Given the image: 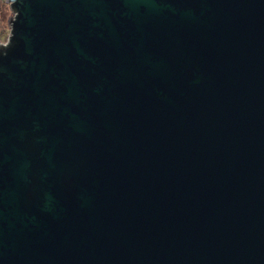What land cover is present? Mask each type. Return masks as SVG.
Returning a JSON list of instances; mask_svg holds the SVG:
<instances>
[{
  "label": "water",
  "instance_id": "1",
  "mask_svg": "<svg viewBox=\"0 0 264 264\" xmlns=\"http://www.w3.org/2000/svg\"><path fill=\"white\" fill-rule=\"evenodd\" d=\"M0 264H264V0H6Z\"/></svg>",
  "mask_w": 264,
  "mask_h": 264
},
{
  "label": "rangeland",
  "instance_id": "2",
  "mask_svg": "<svg viewBox=\"0 0 264 264\" xmlns=\"http://www.w3.org/2000/svg\"><path fill=\"white\" fill-rule=\"evenodd\" d=\"M11 14H12V11H11L9 4H8L4 8V11H3V20L1 22V27H0V39L1 40H6L8 34H9L8 18Z\"/></svg>",
  "mask_w": 264,
  "mask_h": 264
},
{
  "label": "trees",
  "instance_id": "3",
  "mask_svg": "<svg viewBox=\"0 0 264 264\" xmlns=\"http://www.w3.org/2000/svg\"><path fill=\"white\" fill-rule=\"evenodd\" d=\"M7 5L8 2L6 0H0V27H1V22L3 20V11Z\"/></svg>",
  "mask_w": 264,
  "mask_h": 264
}]
</instances>
